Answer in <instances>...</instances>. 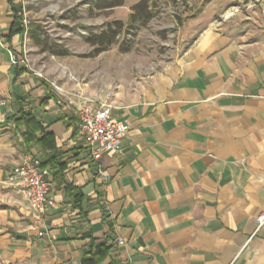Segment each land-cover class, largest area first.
<instances>
[{
  "label": "crops",
  "instance_id": "obj_1",
  "mask_svg": "<svg viewBox=\"0 0 264 264\" xmlns=\"http://www.w3.org/2000/svg\"><path fill=\"white\" fill-rule=\"evenodd\" d=\"M21 13L22 0H0V264H85L89 236L111 247L102 264H264V29L252 40L206 31L111 102L127 131L94 161L77 103L12 63ZM20 106L43 146L10 120ZM27 160L52 182L41 214L14 173Z\"/></svg>",
  "mask_w": 264,
  "mask_h": 264
},
{
  "label": "rangeland",
  "instance_id": "obj_2",
  "mask_svg": "<svg viewBox=\"0 0 264 264\" xmlns=\"http://www.w3.org/2000/svg\"><path fill=\"white\" fill-rule=\"evenodd\" d=\"M22 1L29 27L22 64L76 103L128 97L206 31L252 40L264 29V0H149L150 20L132 26V7L140 0L113 9H100L98 0ZM115 21L124 28L105 52L94 55L97 47L88 37Z\"/></svg>",
  "mask_w": 264,
  "mask_h": 264
},
{
  "label": "built area",
  "instance_id": "obj_3",
  "mask_svg": "<svg viewBox=\"0 0 264 264\" xmlns=\"http://www.w3.org/2000/svg\"><path fill=\"white\" fill-rule=\"evenodd\" d=\"M13 64L23 63L11 54ZM79 119V132L90 156L94 161H100L104 154L111 152L124 137L127 126L113 119L114 106L110 102H100L86 99L75 105ZM20 177L27 199L37 213H44L54 205L51 196L52 182L39 161L27 160L14 169ZM104 175L103 172H100ZM258 228L264 226V213L258 219ZM40 235H43L41 233Z\"/></svg>",
  "mask_w": 264,
  "mask_h": 264
},
{
  "label": "trees",
  "instance_id": "obj_4",
  "mask_svg": "<svg viewBox=\"0 0 264 264\" xmlns=\"http://www.w3.org/2000/svg\"><path fill=\"white\" fill-rule=\"evenodd\" d=\"M125 0H98L97 4L100 9H113L116 7H120L124 5ZM151 7L149 5V0H140L136 5L132 7V13L130 15L129 25L132 26L133 23L141 20L146 22L151 18ZM24 15L21 13L20 15L15 17V23L13 28L11 29L10 37L15 34H20L24 37L27 35L29 27H26L24 22ZM16 25L20 28L16 30ZM124 28V24L121 21H115L106 26V28L95 35H91L88 37V42L97 47L94 52V55H98L107 50V44H112L119 34L120 31ZM40 37H37L35 40L39 42ZM39 40V41H38ZM39 44V43H38ZM24 45V42H23ZM10 120L14 121L17 127H25L26 132L24 134L25 142L28 144H38L43 146L44 138L37 139L36 132L38 131L35 127L36 124L35 118L31 111L25 110L23 107H18V114L14 115L10 118ZM41 167L44 165L41 164ZM90 239V246L88 248L87 257L85 259V264H102L104 260L111 253V247L107 246L106 241H97L94 237H85Z\"/></svg>",
  "mask_w": 264,
  "mask_h": 264
}]
</instances>
